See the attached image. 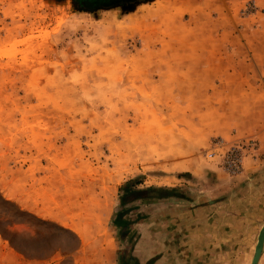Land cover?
<instances>
[{
  "label": "rangeland",
  "instance_id": "1",
  "mask_svg": "<svg viewBox=\"0 0 264 264\" xmlns=\"http://www.w3.org/2000/svg\"><path fill=\"white\" fill-rule=\"evenodd\" d=\"M211 1L84 9L73 0H0L5 250L34 264H249L264 223L261 137L204 131L190 115L208 128L214 110L188 114L196 101L177 98L171 71L160 84L165 69L155 68L196 59L202 46L213 60L254 61V2ZM208 27L227 34L192 36ZM128 178L177 196L125 206L132 222L120 240L112 218Z\"/></svg>",
  "mask_w": 264,
  "mask_h": 264
},
{
  "label": "crops",
  "instance_id": "2",
  "mask_svg": "<svg viewBox=\"0 0 264 264\" xmlns=\"http://www.w3.org/2000/svg\"><path fill=\"white\" fill-rule=\"evenodd\" d=\"M230 1L241 5L244 0ZM252 1L255 7L254 61L250 65L244 64L241 60H236L232 64L225 60H213L210 58L211 48L205 49L202 46L204 50L201 54L200 49L193 50L198 55L196 59L165 60L157 63L155 68L160 71L165 69L161 73L160 84L168 82L169 74L166 73V69L171 71L170 82L177 87V98L196 101L192 103L193 111L190 109L188 114H193L197 110L201 114L206 108L214 110L213 122L208 128L203 126L206 119L203 116L190 115L194 124L202 127L204 131H214L220 135H229L232 130L238 134L254 132L261 137L263 142L261 147H264V0ZM195 2L196 0H188L187 3L193 5ZM193 31L192 36H196L197 39L227 34L226 28L208 27ZM243 64L248 66L250 72L239 70ZM203 100L211 102L205 105L201 103ZM214 101L218 103L213 104ZM199 104L203 106L200 107ZM0 264H34V261L22 257L16 251L5 250L0 245Z\"/></svg>",
  "mask_w": 264,
  "mask_h": 264
},
{
  "label": "trees",
  "instance_id": "3",
  "mask_svg": "<svg viewBox=\"0 0 264 264\" xmlns=\"http://www.w3.org/2000/svg\"><path fill=\"white\" fill-rule=\"evenodd\" d=\"M140 182L135 178H128L124 180L117 188V196L119 203V210L116 211L112 218V224L118 230L119 239H123L125 233L128 231L129 219L123 216L130 207H125L130 203L142 200H160L166 197L177 196L174 188L162 186H142L139 187ZM141 218V215H136L134 220Z\"/></svg>",
  "mask_w": 264,
  "mask_h": 264
},
{
  "label": "water",
  "instance_id": "4",
  "mask_svg": "<svg viewBox=\"0 0 264 264\" xmlns=\"http://www.w3.org/2000/svg\"><path fill=\"white\" fill-rule=\"evenodd\" d=\"M80 6L84 9L88 8L83 3ZM263 240H264V223L259 227L257 231L256 240L249 264H257L261 252Z\"/></svg>",
  "mask_w": 264,
  "mask_h": 264
},
{
  "label": "flooded vegetation",
  "instance_id": "5",
  "mask_svg": "<svg viewBox=\"0 0 264 264\" xmlns=\"http://www.w3.org/2000/svg\"><path fill=\"white\" fill-rule=\"evenodd\" d=\"M75 3L81 5L82 3L90 8L96 9L105 7L107 4L113 2L114 5L120 6L126 3H129L131 0H73Z\"/></svg>",
  "mask_w": 264,
  "mask_h": 264
},
{
  "label": "built area",
  "instance_id": "6",
  "mask_svg": "<svg viewBox=\"0 0 264 264\" xmlns=\"http://www.w3.org/2000/svg\"><path fill=\"white\" fill-rule=\"evenodd\" d=\"M237 158L234 156L233 158H231L230 160H228V166L231 168V169H236L237 168Z\"/></svg>",
  "mask_w": 264,
  "mask_h": 264
}]
</instances>
